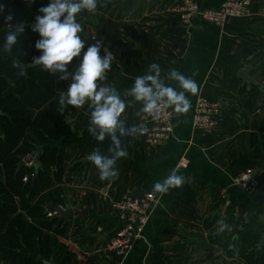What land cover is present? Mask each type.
Wrapping results in <instances>:
<instances>
[{
    "label": "crops",
    "instance_id": "0c3cea01",
    "mask_svg": "<svg viewBox=\"0 0 264 264\" xmlns=\"http://www.w3.org/2000/svg\"><path fill=\"white\" fill-rule=\"evenodd\" d=\"M106 1L96 3V25L112 43L115 61L100 82L114 89L125 104L119 117L124 132L118 128L115 134L128 156L116 161L118 179L100 181L99 170L88 156L99 151L111 158V136L106 134L99 140L100 149L86 147L85 157L78 155L79 159L76 153L84 144L76 135L69 137L71 158L64 161L62 175L46 191L63 189L67 202L88 207V214L84 219L74 216L59 239L85 264L245 263L241 257L223 254V249L237 247L240 239L233 241L234 234L247 219L264 212V155L257 157L251 144L253 133L259 132L264 120L260 105L263 93L238 76L240 69L248 67L249 74H259L264 85V0H251L248 13L230 19L223 29L200 20L186 25L173 11L177 0ZM194 1L210 8L224 2ZM153 63L159 65V79L165 86L184 92L191 104L187 113H178L173 106L174 133L161 146L147 141L144 103L130 94L137 76L154 74L148 71ZM173 69L195 80V95L170 77ZM200 96L221 104L218 127L212 131L193 125ZM75 109L89 128L92 102L86 100L83 107ZM98 134L99 129L95 136ZM182 159L188 161L187 166L179 165ZM78 163L80 166L71 172ZM246 168L255 172V182L248 191L233 183ZM173 170L185 178L184 184L166 193L155 192L154 184L163 182ZM149 192L158 194L159 200L143 239L120 259L107 248L123 224L111 203L124 195ZM205 221L213 222V227L206 228ZM197 255L201 257L195 263Z\"/></svg>",
    "mask_w": 264,
    "mask_h": 264
},
{
    "label": "trees",
    "instance_id": "16d2710c",
    "mask_svg": "<svg viewBox=\"0 0 264 264\" xmlns=\"http://www.w3.org/2000/svg\"><path fill=\"white\" fill-rule=\"evenodd\" d=\"M51 2L0 0L5 6V11L0 13V260L8 264H44L38 258L50 260L53 264H85L77 260L75 253L59 239L68 231L71 221L64 223L63 219L48 215L49 204L64 206L67 202L63 190H46L62 175L64 161L71 158L68 151L71 135L78 136L84 144V148L76 153L77 159L85 157L86 147L100 149L101 143L97 136L88 132V122L81 119L75 107L62 106L59 98H55L56 82L67 91L79 66H69L71 74L68 79L59 77L56 80L55 72L33 65L34 58L42 55V51L36 48L42 37L32 27L36 17L44 15L39 10ZM88 12L86 8L81 9L76 18ZM9 14L13 16L11 29L5 22ZM21 23L25 24L24 31L5 51L7 35L17 29L14 25ZM99 54L103 58L101 50ZM15 59L25 65V69L18 66ZM11 83L14 88L10 87ZM47 103H50V110L46 112L41 108ZM36 110L37 115L33 116ZM68 117L72 119L75 131L66 121ZM253 135V151L256 154L259 150L260 153L262 150L258 146H264V120L259 124V132ZM37 146L42 148L41 166L35 186L31 188L34 165L19 167V163L22 157L33 154ZM79 166L76 164L70 171ZM25 176L28 177L26 182ZM213 225V222L205 221L206 228ZM240 233V245L227 250V255L241 257L247 264H264V245L258 249L264 230L257 218H251Z\"/></svg>",
    "mask_w": 264,
    "mask_h": 264
},
{
    "label": "clouds",
    "instance_id": "9594fccd",
    "mask_svg": "<svg viewBox=\"0 0 264 264\" xmlns=\"http://www.w3.org/2000/svg\"><path fill=\"white\" fill-rule=\"evenodd\" d=\"M94 11L96 0H52L49 6L41 8L39 11L44 13L42 17H36V23L32 30L40 34L42 39L37 42L36 48L42 51V55L34 58L33 65H40L46 71L64 73L61 80L68 79L67 65L74 58L81 55L85 44L79 33L82 27L76 22V15L81 9ZM5 11V6L0 4V13ZM63 17V19H61ZM13 16L9 14L5 17V22L11 29V20ZM24 31L23 24L15 31H10L7 35L8 51L16 43L17 35ZM99 43L89 46L83 53V58L79 64L78 70L72 76L73 82L69 85L67 93H60L59 101L62 106L65 104L80 108L83 107L86 100H90L94 105L91 112L90 126L88 132L95 135L103 141L105 135L111 136L114 148L111 149L113 155L111 158L103 156L99 151H93L88 160L99 170L100 181H115L119 178V170L116 169V161L127 158L128 153L121 148L120 140L116 136L119 128L121 134L124 129L120 126L119 117L125 110V104L120 99L114 89L99 88L97 81L105 78V73L110 69L111 53L103 58L100 56ZM149 73L143 76H137L130 94L137 101L144 103L143 112L157 118L160 111V103L165 106H174L178 113H187L191 104L186 98L184 92H177L174 88L165 86L160 77V67L153 63L149 66ZM170 77L179 82L182 89L195 95L198 91L195 80L184 76L175 69L170 73ZM135 131V129H132ZM147 129H144L146 132ZM185 182L182 175H177L173 170L163 182L155 183L153 189L155 192L166 193L170 188H180Z\"/></svg>",
    "mask_w": 264,
    "mask_h": 264
},
{
    "label": "built area",
    "instance_id": "2783aa9c",
    "mask_svg": "<svg viewBox=\"0 0 264 264\" xmlns=\"http://www.w3.org/2000/svg\"><path fill=\"white\" fill-rule=\"evenodd\" d=\"M251 0H224L217 8L202 7L194 0H177L173 11L178 18L188 26H192L195 20H200L223 29L232 18L246 15L249 11ZM92 39L96 38V32L91 33ZM261 111V110H260ZM221 104L217 101L200 96L196 100L193 125L196 129L212 131L218 127ZM147 123V141L156 146L164 145L174 133L173 106H165L160 103V111L157 118L145 113ZM34 161L27 162L31 166ZM188 161L182 159L180 166H187ZM28 177H24L26 182ZM255 182L253 168H246L233 178V183L244 190H250ZM159 200V195L154 192L140 196L124 195L122 199L113 205L120 213L123 224L110 238L107 248L118 258H124L135 245L143 239L144 229L149 221L151 211ZM63 207V206H61ZM54 212H48L52 216Z\"/></svg>",
    "mask_w": 264,
    "mask_h": 264
},
{
    "label": "water",
    "instance_id": "95a60500",
    "mask_svg": "<svg viewBox=\"0 0 264 264\" xmlns=\"http://www.w3.org/2000/svg\"><path fill=\"white\" fill-rule=\"evenodd\" d=\"M23 25H25V24H23ZM19 26H21V24L14 25V27H16V28H18ZM95 32H96V38L95 39H92L91 33H87L81 37L82 41L84 42V44H88L90 46L99 43L100 50L103 53V57L106 56L107 54L111 53L112 59L110 61V64L114 63L115 54L112 52V43H108L107 39L104 38L103 29L99 25H95ZM15 63L18 66L22 67L23 69H25V67H26L21 62H19L17 59H15ZM249 72H250V69L248 67L242 68L239 70L238 76L241 77L249 85L250 84L257 85L260 88V90L262 91L263 94H262V101H261L260 105L262 107V116L264 118V85L261 84L262 78L260 77L259 74L250 75ZM97 86H98V90H99V88H105V87L107 88V86L100 81H97ZM232 111H234V108H232ZM66 121L71 124L72 130L75 131V126H74V123L72 122V119L70 117H68V118H66ZM41 152H42V148L40 146H37V150L33 154L22 157V160L19 163V167H21L23 165H26L27 162H29V161H34V163H33L34 174L32 176V180H31V188H33L35 186L36 180L38 179V173H39L40 166H41V163H40ZM47 211L48 212H51V211L54 212V214H53L54 219L60 218V219L64 220V223H69L74 216H79L81 219H84L88 214V207H81L80 208V207H77L74 205H70L68 202H66L63 207L58 206V205H54V204H49ZM253 217L257 218V222L263 226V230H264V212H261L258 216H253ZM253 217H251V218H253ZM251 218L247 219L245 221V223L242 224V226L240 227L239 232L234 234L233 239H232L233 241H235L236 239H239L240 232H242L245 229L246 225L249 223ZM263 245H264V235L258 244V249L261 250ZM200 257H201V255L196 256V258L194 260L195 263L198 261V259ZM38 259L41 260L44 264H53L52 261H50V260H45V259H41V258H38Z\"/></svg>",
    "mask_w": 264,
    "mask_h": 264
},
{
    "label": "rangeland",
    "instance_id": "374dc122",
    "mask_svg": "<svg viewBox=\"0 0 264 264\" xmlns=\"http://www.w3.org/2000/svg\"><path fill=\"white\" fill-rule=\"evenodd\" d=\"M105 3H107L106 0H100V1L98 2L97 5H101V4H105ZM98 18H99V17H98V14L95 13V10H94V11H89L86 15H82V16L76 18V22L79 23V24L81 25V27H82V31L79 33L80 37H82V36L85 35L86 33H93V32L95 31V25H96L97 22L99 21ZM100 24H102V23H100ZM87 48H88V44H85L84 49H82V51H81V55H80L79 57L74 58L73 61H72L69 65L66 66V67H67V73H69V75L71 74V70L69 69V66H73V65H75V66H79V64H80V62H81V60H82V58H83V53L87 50ZM55 75H56L55 79L58 80V78L61 77V76H63L64 73H61V72H59V71H56V72H55ZM69 75H68V76H69ZM10 87H11V88H14V84L11 83V84H10ZM66 90H67V89H66ZM61 92H63V93H67V91H64L63 87L60 85V82H56V87H55V98H59ZM49 107H50V103H47V104L44 105L41 109H42V110H50ZM43 108H44V109H43ZM37 111H38V110H36V111L33 113V116H34V115H35V116L37 115ZM151 145H152V144H151ZM258 148H259L260 150H262V152L259 153V150H258V152L256 153V154L258 155L257 157H260L261 155L263 156V155H264V154H263V153H264V146H261V144H260V145L258 146ZM62 190H63V189H62ZM51 192H52V191H51ZM63 193H64V195H65V197H66V194H65L66 192L63 191ZM121 199H122V197H121L120 199L116 200V201H113V202L111 203L112 207H113L114 204H116L117 202H119ZM228 243H229V242H228ZM239 245H240V244H239ZM239 245H238V246H239ZM67 246H68V245H67ZM226 252H227V249H223V254L226 255ZM0 262H1V260H0ZM1 263H2V262H1ZM239 263H240V264H247L246 262L244 263V262H240V261H239ZM2 264H8V263L3 262Z\"/></svg>",
    "mask_w": 264,
    "mask_h": 264
},
{
    "label": "flooded vegetation",
    "instance_id": "af4514ba",
    "mask_svg": "<svg viewBox=\"0 0 264 264\" xmlns=\"http://www.w3.org/2000/svg\"><path fill=\"white\" fill-rule=\"evenodd\" d=\"M87 34V33H86ZM84 36V35H83Z\"/></svg>",
    "mask_w": 264,
    "mask_h": 264
}]
</instances>
